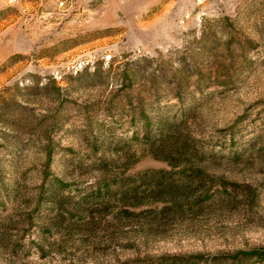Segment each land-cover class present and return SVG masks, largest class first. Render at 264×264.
<instances>
[{
    "label": "rangeland",
    "instance_id": "1",
    "mask_svg": "<svg viewBox=\"0 0 264 264\" xmlns=\"http://www.w3.org/2000/svg\"><path fill=\"white\" fill-rule=\"evenodd\" d=\"M160 118L187 119L213 179L164 212L154 180L187 178L146 146ZM130 185L142 204L125 210ZM263 249L264 0H0V264Z\"/></svg>",
    "mask_w": 264,
    "mask_h": 264
},
{
    "label": "trees",
    "instance_id": "2",
    "mask_svg": "<svg viewBox=\"0 0 264 264\" xmlns=\"http://www.w3.org/2000/svg\"><path fill=\"white\" fill-rule=\"evenodd\" d=\"M186 126L187 119L180 122H171L160 118L156 120L158 134L146 144L152 156L164 160L171 168H181L184 171L185 178H187L181 183H176L173 178H170L167 182L154 180L151 192L162 196V199L170 204L165 205L161 210L162 212L168 209H183L185 204L191 205L192 202H189V200L194 199V202L197 203L200 200L199 198L203 201L206 196L212 194V175L207 171L206 166L203 167L197 163L201 158V154L195 148L194 139L187 131ZM198 184L202 190L198 195H195V190L192 189L194 185L199 186ZM114 199L125 210L142 204L137 185H130L128 188L122 189L114 195ZM199 205L202 207L203 203L200 202ZM252 254L259 256L260 260H264V249L255 250Z\"/></svg>",
    "mask_w": 264,
    "mask_h": 264
}]
</instances>
